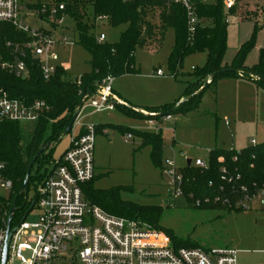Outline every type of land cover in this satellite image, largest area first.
Listing matches in <instances>:
<instances>
[{
  "label": "rangeland",
  "instance_id": "obj_1",
  "mask_svg": "<svg viewBox=\"0 0 264 264\" xmlns=\"http://www.w3.org/2000/svg\"><path fill=\"white\" fill-rule=\"evenodd\" d=\"M42 5L53 7L57 4L55 0H20L21 17L32 29L43 31L55 42L58 66L69 74L70 80L90 72L91 57L78 44L75 21L68 16L61 20L47 16L42 21L36 15ZM237 10V14L225 13L229 20L225 60L231 61L238 50L254 37L257 28L255 46L246 60V65L252 67L258 63L260 52L264 49V0H241ZM81 12L83 23L93 28L91 33L95 36L103 33L107 44H117L120 34L127 30V26L113 28L107 22L93 25L92 10L85 7ZM160 13L159 10L148 12L146 23L155 28L156 37L137 47L134 53V62L140 75L123 77L113 82L114 91H123L139 105L149 103L145 109L167 106L171 103L167 101L180 91L184 95L187 83L192 81L191 75L203 68L207 61L206 53L192 55L185 59L178 78L170 76L169 59L176 42L175 33L168 29L161 35ZM65 39L68 45L61 44ZM158 71L165 74L163 79L157 78ZM242 91L246 92L245 89ZM235 93V85H229L222 79L203 94L196 111L172 115L168 120L155 117L160 112L145 110L141 111L143 114L137 112L141 118L136 119L125 117L113 108L102 111L84 109L72 133L77 134L79 125L105 123L125 125L143 133H162L163 161L172 158L174 143L176 149L183 151L190 159H207L209 151L222 149L223 143H226V149L240 152L252 145L250 141L255 140L259 145L264 143V97L254 95L245 104L236 107ZM115 102L117 106L129 107L117 97ZM150 121L156 122V127ZM21 125L22 147L25 148L36 128L34 124ZM71 135L54 146L53 161H58L64 154ZM125 137L113 129L108 130L107 136L97 135L94 153L95 190L109 192L124 189L119 194L122 201L142 207L161 208L163 213L159 226L170 239L166 231L178 240L190 242L202 249H234L238 251L237 264H264V209L259 203H253L248 210L227 211L202 209L203 205L197 207L185 197L175 199L168 192L161 170L156 169L151 162V150L140 149L139 138L133 137L127 142ZM9 195L10 192L0 188V197ZM28 197L30 202L35 199L34 188H30ZM39 216L40 211L34 207L27 222L37 224ZM171 242L175 246L172 239ZM29 256V253L24 254L26 258Z\"/></svg>",
  "mask_w": 264,
  "mask_h": 264
},
{
  "label": "trees",
  "instance_id": "obj_2",
  "mask_svg": "<svg viewBox=\"0 0 264 264\" xmlns=\"http://www.w3.org/2000/svg\"><path fill=\"white\" fill-rule=\"evenodd\" d=\"M222 1L196 4L195 11L200 22L195 34L190 36L186 10L171 0H55L57 6L65 4V11L59 12L56 19L61 20L64 16H68L75 21L78 44L91 57L89 62L91 71L76 80H70L69 74L60 66L50 80H45L39 61L29 50L22 48L21 52H15L16 46L22 47L31 39L17 31L12 24L0 23V88L13 100L23 101L27 105L35 101H43L49 106V111L34 124L35 132L25 148L22 147L21 124L5 123L0 126V164L5 165L3 177L13 185L8 197H0V231L7 227L13 208L16 212L13 216L12 229L24 221L32 210L33 203H27L26 196L21 195L27 174L31 171L29 193L30 188L38 189L59 161L55 162L52 159L54 146L62 141L63 134L74 117L82 97L87 94L91 97L96 96L102 81L109 76L117 79L139 74L135 68V50L156 37L155 28L146 23L148 12L153 10L161 12V35H164L168 29L175 33L176 42L169 59L171 77H179L186 58L199 53L207 54L204 67L197 69L191 75L192 81L187 83L184 101L162 108H153L148 110L149 112H160L164 116L168 113L172 116L194 112L199 108L203 94L222 79L242 78L255 82L264 89V49L261 50L259 61L255 66L251 68L246 66L248 54L255 46L257 28L254 37L238 50L232 63L224 66L228 51V24ZM82 7H89L92 10L93 25L99 17H107L109 25L113 28L127 26V30L120 34L119 42L114 45L99 44L95 34L91 33L92 26L88 27L83 23ZM17 60L23 61L27 67L28 76L25 79L1 68L4 63H14ZM224 70L227 71L225 74L218 75L207 90L199 93L213 74ZM116 109L130 118H141L139 113L130 108L116 105ZM96 129L97 134L104 129H113L121 135L132 134L139 138L142 142L140 149L149 148L153 166L162 169L164 141L161 133H143L115 125H99ZM50 144L54 145L35 160L38 153ZM220 158L224 159L223 164L219 163ZM223 167L227 168L230 176L240 177L234 182L233 187L222 180ZM184 174L187 178L184 188L185 198L190 202L205 199L214 201L220 197L223 201L231 199V206L223 202L211 203L203 205L202 209L242 211L243 208H235L237 200L242 198L239 189L246 187L252 194L264 188V144L251 145L240 152L223 148L212 150L209 153L207 170L186 167ZM94 180L95 178L84 187L85 196L93 205L110 215L141 221L162 230L159 226L163 213L161 208L142 207L122 201L119 194L124 189L109 192L95 190ZM234 187L238 192L232 194ZM166 233L171 237L176 248H200L190 242L178 240L169 231Z\"/></svg>",
  "mask_w": 264,
  "mask_h": 264
},
{
  "label": "built area",
  "instance_id": "obj_3",
  "mask_svg": "<svg viewBox=\"0 0 264 264\" xmlns=\"http://www.w3.org/2000/svg\"><path fill=\"white\" fill-rule=\"evenodd\" d=\"M171 1L186 10L188 32L193 36L200 22L195 11L196 4H210L216 0ZM240 2L241 0L222 1L226 12L233 11ZM63 11H65L64 4L53 7L42 5L36 15L44 20L47 16L56 18V15ZM103 22L108 23V18L99 17L96 20V24ZM0 23L12 24L17 31L31 39L22 47L16 46L15 52H21L22 48L29 50L39 61L44 79L50 80L57 71L59 61L54 51L55 42L43 31L32 29L21 17L20 0H0ZM226 23H229L228 19ZM96 41L104 44L106 36L104 34L96 36ZM61 44L68 45V41L65 39ZM1 68L21 79L28 76L27 67L20 60L4 63ZM164 75L162 71L157 72L159 77ZM113 82L114 78L111 76L104 79L97 95L85 101L82 111L116 109ZM48 111L49 106L43 101H35L27 105L23 101L11 99L0 88V126L5 123L36 124ZM164 119L168 120L170 116ZM151 125L156 127V122H151ZM79 127L82 131L78 134L71 132L68 149L51 169L48 177L35 190V199L30 202L28 194L25 197L27 203H33L32 210L36 207L40 211L39 222L37 224L27 222L31 210L25 220L17 226L18 229L10 242L7 264H17V262L18 264H237L238 251L234 249L176 248L163 231L141 221L110 215L87 200L84 187L95 178L94 153L97 129L95 125H79ZM125 136L127 142L133 139L132 134ZM252 145L255 146V142H252ZM189 162H191L190 166ZM219 163L223 164L224 159L220 158ZM186 167L207 170L209 155L207 159L185 158L183 166L178 164L175 156L162 162V175L166 180L169 194L175 199L185 197ZM4 170L5 165L0 164V188L10 192L13 185L3 177ZM221 172L222 180L232 187L240 178L230 176L226 167H223ZM235 189L234 187L232 194L238 192ZM239 191L242 198L235 203L236 209L248 210L252 208L253 203H259L264 209V188L252 194L246 187H241ZM222 202L228 206L232 204L231 199L223 201L220 197L214 201L205 199L194 203L200 207ZM5 236L6 227L0 231V264L4 254ZM25 253H29L30 256L24 257Z\"/></svg>",
  "mask_w": 264,
  "mask_h": 264
},
{
  "label": "crops",
  "instance_id": "obj_4",
  "mask_svg": "<svg viewBox=\"0 0 264 264\" xmlns=\"http://www.w3.org/2000/svg\"><path fill=\"white\" fill-rule=\"evenodd\" d=\"M238 6L233 10V11H230L229 13H234V14H237L238 12ZM225 13H228V12H226L225 11ZM40 20H42V19H40ZM42 21H44V20H42ZM229 21V20H228ZM229 24V23H228ZM103 34V33H102ZM101 35V34H100ZM106 40H107V38H106ZM227 54V53H226ZM237 54V53H236ZM236 56V55H235ZM235 58V57H234ZM233 58V59H234ZM233 59L231 60V61H226L225 60V62H224V64H231L232 63V61H233ZM247 66V65H246ZM255 66V65H254ZM248 67V66H247ZM253 67V66H252ZM135 68H136V65H135ZM249 68H251V67H249ZM136 70H138L139 71V74L138 75H140V70L139 69H137L136 68ZM83 75V74H82ZM138 75H126V76H123V77H131V76H138ZM81 76V75H80ZM79 76V77H80ZM123 77H120V78H123ZM165 77V75L164 76H162V77H159V76H157V78H159V79H163ZM120 78H117V79H120ZM117 79H114L115 81L117 80ZM192 80V79H191ZM225 81H226V83H229V85H235V88H236V93H235V104L234 105H236V107H238L239 105H243V104H245L247 101H248V99L249 98H252L254 95H256V96H261V97H264V89H262V88H260L255 82H252V81H249V80H246V79H242V78H237V79H232V78H227V79H225ZM227 81H231V82H227ZM232 83V84H231ZM242 89L244 90H246V92H244V91H242ZM113 93L116 95V97H117V99H119L120 101H122V102H125V103H127L128 105H129V107L128 108H135V109H137V110H140V111H148V110H150V109H145V108H147L148 107V105H146V104H149V103H142V104H137V103H135L136 101L133 99V98H131L129 95H127V94H125L123 91L122 92H116V91H114L113 90ZM263 95V96H262ZM183 97H184V95L182 94V91H180V92H178V93H176V95L174 96V97H172L173 99H169V101H167V102H171V103H168V105H171V104H175V103H177L179 100L181 101V100H183ZM264 99V98H263ZM156 108V107H155ZM153 109V108H152ZM120 114H122L123 116H125V117H128V116H126V115H124L123 113H121L118 109H116ZM128 118H130V117H128ZM95 126H99V125H115V124H109V123H105V124H94ZM82 126H85V125H82ZM118 126H122V127H126V128H128L127 126H125V125H118ZM130 129V128H129ZM108 130L109 129H104L102 132H100V133H98L97 135H104V136H107L108 135ZM82 130H81V128L79 127V129H78V132H77V134L78 133H80ZM156 134H158V133H156ZM162 134V133H161ZM264 136V135H263ZM133 137H135V136H133ZM131 141V140H130ZM129 142V141H128ZM251 142V144H252V142H256L255 140H253V141H250ZM142 143V142H141ZM256 145H259L258 143H255ZM261 144H264V143H261ZM260 144V145H261ZM70 145V144H69ZM222 148L223 149H226L225 147H226V143H223L222 144ZM69 147V146H68ZM248 147H250V145H248L247 146V148ZM68 149V148H67ZM66 149V150H67ZM65 150V151H66ZM226 150H233L232 148L231 149H226ZM212 151V150H211ZM211 151H209V152H211ZM176 157V159H177V162H178V164L179 165H181V166H183L184 165V160H185V158H188L185 154H184V152L183 151H178V149H176V146H175V143H174V146H173V156L172 157ZM188 159H190V158H188ZM190 160H192V159H190Z\"/></svg>",
  "mask_w": 264,
  "mask_h": 264
},
{
  "label": "water",
  "instance_id": "obj_5",
  "mask_svg": "<svg viewBox=\"0 0 264 264\" xmlns=\"http://www.w3.org/2000/svg\"><path fill=\"white\" fill-rule=\"evenodd\" d=\"M227 71H221V72H218V73H215L213 74L210 79L207 81L206 85L199 91V93H202L204 92L205 90H207L209 88V86L212 84L213 80L218 76V75H223L225 74ZM91 98L90 95H84L77 107V110H76V113L74 115V117L72 118L69 126L67 127L66 131L64 132L63 134V138L65 137H68L70 135V133L72 132L73 130V127L77 121V119L79 118L80 114H81V111L83 109V106H84V103L87 99ZM132 110H134L135 112H139L141 114H143L140 110H137L135 108H130ZM167 116H170V113H168ZM167 116H164L162 114H159V115H156L155 117H158V118H164V117H167ZM54 144H50L46 147H44L39 153L38 155L36 156L35 160L40 157L48 148L52 147ZM189 166L191 164V162L188 163ZM30 176H31V171L28 172L27 174V177H26V180L24 182V185L22 187V190H21V195H24V196H27L28 194V186H29V180H30ZM16 212V209L13 208L11 213H10V216L8 218V221H7V227H6V236H5V245H4V254H3V259H2V264H7V259H8V251H9V246H10V242H11V239L13 237V234L17 231V227L15 229H12V221H13V216Z\"/></svg>",
  "mask_w": 264,
  "mask_h": 264
}]
</instances>
